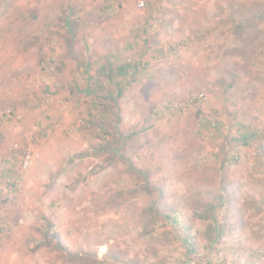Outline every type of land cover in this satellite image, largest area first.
Masks as SVG:
<instances>
[{
	"label": "rangeland",
	"instance_id": "obj_1",
	"mask_svg": "<svg viewBox=\"0 0 264 264\" xmlns=\"http://www.w3.org/2000/svg\"><path fill=\"white\" fill-rule=\"evenodd\" d=\"M91 254L264 264V0H0V264Z\"/></svg>",
	"mask_w": 264,
	"mask_h": 264
},
{
	"label": "trees",
	"instance_id": "obj_2",
	"mask_svg": "<svg viewBox=\"0 0 264 264\" xmlns=\"http://www.w3.org/2000/svg\"><path fill=\"white\" fill-rule=\"evenodd\" d=\"M128 69H130V70H133V73H135L138 69H139V66H137V65H135V66H132L131 64H127V65H125V66H123V67H120L119 68V73H120V75L121 76H125L126 75V73H127V70ZM137 69V70H136ZM118 87H119V93H120V95L122 94V91H123V85L122 84H118ZM107 115H105V117H106ZM255 134L256 133H254V132H252V133H250V135L248 134V133H246L245 135H243L242 136V142L244 143V144H247V142L249 141V139H251V137H254L255 136ZM234 159L235 160H238L239 158H238V156L237 157H234ZM223 190L224 191H226V189L225 188H223ZM228 197H227V191H226V193L225 194H223L222 196H220L219 197V199L217 200V207H219V208H221V207H223L227 202H228ZM164 205V196H162V195H160V196H158L157 197V200H155V201H153L152 203H151V206H150V208H149V211L150 212H154V213H158V214H160L161 213V208H160V206H163ZM212 210L213 211H215L216 209H213L212 208ZM165 218L166 219H168L169 221H172L173 223H175L176 225H179V219H178V217L177 216H172L171 214H167V215H165ZM207 219V218H206ZM205 219V220H206ZM212 220V223H211V225H213V227H211V230L214 228V231H218V235H217V240H220V238L222 237V233H223V230L221 229L222 228V226L219 224V222H218V220L216 219V217L214 216V215H212V218L210 219V221ZM208 222H209V219H208ZM55 226H54V224H52L51 225V228H54ZM50 228V229H51ZM56 235H55V233L51 236V241L47 244V245H52L53 244V242H54V240L56 239ZM184 241H185V243L190 247V248H192L191 247V240H190V238L189 237H186V236H184ZM55 246L57 247V249H58V251L57 252H60V253H63L64 255H70L69 254V252H68V250H67V248L66 247H64V245L59 241V240H57L56 242H55ZM191 250V249H190ZM71 256V255H70ZM75 256V258H77L78 260H82V258H84L83 257V255L81 256L80 254H76V255H74ZM94 256H96V255H94V254H91L90 256H88V259L89 258H91L93 261H96V263H99L100 264V261L99 260H97V259H95L94 258Z\"/></svg>",
	"mask_w": 264,
	"mask_h": 264
},
{
	"label": "built area",
	"instance_id": "obj_3",
	"mask_svg": "<svg viewBox=\"0 0 264 264\" xmlns=\"http://www.w3.org/2000/svg\"><path fill=\"white\" fill-rule=\"evenodd\" d=\"M22 160H23V168H24V170L29 169L31 167V165L33 164V162H34L33 153L30 152V151L25 152L23 154Z\"/></svg>",
	"mask_w": 264,
	"mask_h": 264
}]
</instances>
